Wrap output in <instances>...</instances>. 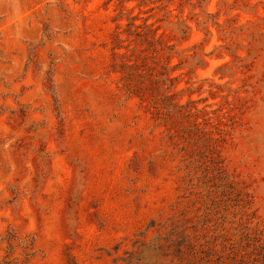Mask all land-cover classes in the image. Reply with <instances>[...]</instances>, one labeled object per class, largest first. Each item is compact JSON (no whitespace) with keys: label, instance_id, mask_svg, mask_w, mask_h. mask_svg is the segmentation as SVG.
<instances>
[{"label":"rangeland","instance_id":"rangeland-1","mask_svg":"<svg viewBox=\"0 0 264 264\" xmlns=\"http://www.w3.org/2000/svg\"><path fill=\"white\" fill-rule=\"evenodd\" d=\"M0 264H264V0H0Z\"/></svg>","mask_w":264,"mask_h":264}]
</instances>
